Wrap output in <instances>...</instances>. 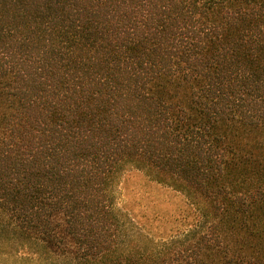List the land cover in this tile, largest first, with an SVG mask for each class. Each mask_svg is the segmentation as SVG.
Returning <instances> with one entry per match:
<instances>
[{"label":"trees","instance_id":"1","mask_svg":"<svg viewBox=\"0 0 264 264\" xmlns=\"http://www.w3.org/2000/svg\"><path fill=\"white\" fill-rule=\"evenodd\" d=\"M127 169L184 199L170 233ZM2 221L80 264H264V0H0Z\"/></svg>","mask_w":264,"mask_h":264},{"label":"rangeland","instance_id":"2","mask_svg":"<svg viewBox=\"0 0 264 264\" xmlns=\"http://www.w3.org/2000/svg\"><path fill=\"white\" fill-rule=\"evenodd\" d=\"M118 208L139 228V233L159 239L177 226L176 215L184 199L151 182L143 173L127 169L117 186ZM161 217L158 219L157 217ZM0 264H80L71 256L54 253L40 241L0 222Z\"/></svg>","mask_w":264,"mask_h":264}]
</instances>
